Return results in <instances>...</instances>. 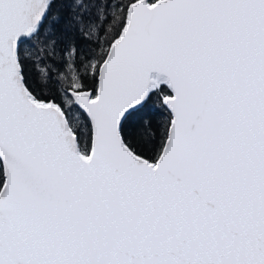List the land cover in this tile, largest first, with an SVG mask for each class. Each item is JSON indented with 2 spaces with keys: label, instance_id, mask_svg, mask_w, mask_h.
Wrapping results in <instances>:
<instances>
[{
  "label": "snow or ice",
  "instance_id": "1",
  "mask_svg": "<svg viewBox=\"0 0 264 264\" xmlns=\"http://www.w3.org/2000/svg\"><path fill=\"white\" fill-rule=\"evenodd\" d=\"M0 264H264V0H0Z\"/></svg>",
  "mask_w": 264,
  "mask_h": 264
}]
</instances>
